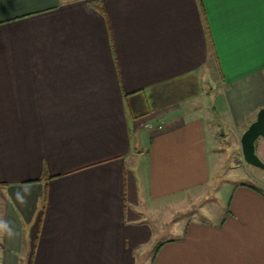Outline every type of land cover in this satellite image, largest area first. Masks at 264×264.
<instances>
[{
  "label": "crops",
  "instance_id": "1",
  "mask_svg": "<svg viewBox=\"0 0 264 264\" xmlns=\"http://www.w3.org/2000/svg\"><path fill=\"white\" fill-rule=\"evenodd\" d=\"M262 107L264 0H0V264H264Z\"/></svg>",
  "mask_w": 264,
  "mask_h": 264
},
{
  "label": "water",
  "instance_id": "2",
  "mask_svg": "<svg viewBox=\"0 0 264 264\" xmlns=\"http://www.w3.org/2000/svg\"><path fill=\"white\" fill-rule=\"evenodd\" d=\"M264 137V107L260 108L256 119L251 122L241 137V146L244 159L247 163L264 168V161L256 151V141Z\"/></svg>",
  "mask_w": 264,
  "mask_h": 264
},
{
  "label": "rangeland",
  "instance_id": "3",
  "mask_svg": "<svg viewBox=\"0 0 264 264\" xmlns=\"http://www.w3.org/2000/svg\"><path fill=\"white\" fill-rule=\"evenodd\" d=\"M226 150H227L226 161H224V166L225 167H224V170L220 172V175H219V177L217 179V182L219 181V179H222V178L224 179V178L229 177L230 175L234 174L235 171H231L230 170V166L231 165H235V164L240 163L243 160H245L244 156H243L242 146H241V141L240 140H237L234 144L230 142V144H228V146L226 147ZM236 170L239 173H243L242 171L245 172V169H242V168H237ZM216 196L217 195H216V192H215L214 196H212L210 198V200L205 205H207V204L209 205L211 203L212 204L216 203V201H217ZM188 197H191V199L195 200V197H197V196L192 194V195H189ZM196 201L197 200H195L194 202H196ZM196 208H197V211H203L204 210L203 207H200V206H196ZM163 217H164V214H163L162 217L161 216L160 217H155V219H156L155 223L158 222V221L163 222L165 220ZM179 218H180V216H179ZM166 222L169 225V221H166ZM173 225L174 224H172V227H173ZM170 227H171V225H170Z\"/></svg>",
  "mask_w": 264,
  "mask_h": 264
},
{
  "label": "built area",
  "instance_id": "4",
  "mask_svg": "<svg viewBox=\"0 0 264 264\" xmlns=\"http://www.w3.org/2000/svg\"><path fill=\"white\" fill-rule=\"evenodd\" d=\"M148 125V124H147Z\"/></svg>",
  "mask_w": 264,
  "mask_h": 264
}]
</instances>
